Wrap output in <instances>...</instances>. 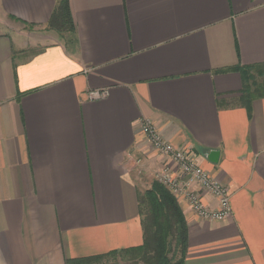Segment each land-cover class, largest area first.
<instances>
[{
    "label": "crops",
    "instance_id": "0c3cea01",
    "mask_svg": "<svg viewBox=\"0 0 264 264\" xmlns=\"http://www.w3.org/2000/svg\"><path fill=\"white\" fill-rule=\"evenodd\" d=\"M59 1L0 0V264L144 243L139 194L169 160L142 119L230 195L218 220L170 191L184 264H264V0H68L73 30L27 31Z\"/></svg>",
    "mask_w": 264,
    "mask_h": 264
},
{
    "label": "trees",
    "instance_id": "16d2710c",
    "mask_svg": "<svg viewBox=\"0 0 264 264\" xmlns=\"http://www.w3.org/2000/svg\"><path fill=\"white\" fill-rule=\"evenodd\" d=\"M70 14L68 0H60L50 25L59 32L73 30ZM246 89L249 90V87ZM139 211L144 229V243L122 253L141 259L142 264H184L189 247L188 227L176 198L164 185L154 181L144 194H139ZM175 251L177 254H174ZM117 254L120 253L115 251L109 256L115 257ZM104 258L105 256L81 258L69 260L67 264H108L103 263Z\"/></svg>",
    "mask_w": 264,
    "mask_h": 264
},
{
    "label": "built area",
    "instance_id": "2783aa9c",
    "mask_svg": "<svg viewBox=\"0 0 264 264\" xmlns=\"http://www.w3.org/2000/svg\"><path fill=\"white\" fill-rule=\"evenodd\" d=\"M106 94L107 90L105 89L93 90L89 93V97L90 99H99L103 98ZM141 127L154 149L164 153L165 155H170L178 164H180L181 172L183 174L185 173L190 175L188 179L180 185V187H177L178 185L176 180L172 181L175 187H172L171 184L168 183L167 178H165V180L163 177L159 178V181H164L166 185L168 184V187L171 186L172 189H169L174 195L185 196L192 205L193 209L202 217L218 220L229 217L231 214L230 195H227L228 192L226 188L219 181H213L208 175V172L202 167L196 165L192 159H189V155L187 156L184 151L176 148L172 145V143L166 141L161 136L157 127L148 119L141 120ZM166 170L167 168H165V171ZM157 177L160 176L157 175ZM196 185L206 189L216 199H219V209L212 210L200 200L199 194L194 189Z\"/></svg>",
    "mask_w": 264,
    "mask_h": 264
},
{
    "label": "rangeland",
    "instance_id": "374dc122",
    "mask_svg": "<svg viewBox=\"0 0 264 264\" xmlns=\"http://www.w3.org/2000/svg\"><path fill=\"white\" fill-rule=\"evenodd\" d=\"M26 28H27V31H29L32 34H35L40 39L47 38L48 36L53 35L56 32L55 27H53L52 25H50V23H49L48 26H35V27L34 26H29V27H26ZM0 30H2L1 26H0ZM256 79L257 78H253V79H250L249 78L248 79V82H247V85L244 88V91L251 92L254 89L256 90V88L258 86V83L255 82ZM247 86L249 87V90L246 89ZM93 90H90L88 92V97H89V93L91 91H93ZM95 90H98V89H95ZM172 145H174V144H172ZM176 148L181 149L182 151H184L187 154V156L189 155L188 158L193 160V157L190 156V154H191V151L190 150L186 149L185 147H183V148L176 147ZM156 151H158V150H156ZM159 154L162 157H164V158L167 157V159L169 160V163H166L160 170H157L156 171L155 177H154L155 179L151 182V185L149 187H152L154 181H157V182L161 183L162 185H164L170 191L169 188L172 189V187H175L174 183L172 182L174 180H176V183L178 185L177 187H180V185L183 184L188 179V177L190 175L189 174H185V173L183 174L181 172V170H180V167H181L180 164H178L170 155H165L164 153H161V152H159ZM196 165L200 166L199 164H196ZM200 167H202V166H200ZM165 168H167L166 171H165ZM205 171H207V170L205 169ZM169 172L170 173L172 172L171 173L172 176L170 175ZM157 175L160 176V177H157ZM208 175L210 176V178L213 181H216V180L218 181V179H214L211 174L208 173ZM162 177L164 178V180H165V178H167L168 179V183H170L172 187L171 186L168 187L167 186L168 184L166 185V183L164 181L163 182H160L159 181L160 180L159 178H162ZM196 186L198 188L196 190L197 193L199 192L198 190H200V191L204 190L205 193H209L206 189H203L199 185H196ZM226 190H227V188H226ZM227 192H228V190H227ZM228 194H229V192L227 193V195ZM181 196L184 197V198H186L183 195H181ZM216 202L219 205V203H220L219 199H216ZM230 208H231V204H230ZM174 249H176V245L174 246ZM174 249H173V251H174ZM174 254H177V251H175ZM103 263H108V264H142V260L139 259V258H137V257H135V256H133V255H131V254H129V253H124V254H119V255L117 254L115 257L111 256V257H107L106 259L104 258L103 259Z\"/></svg>",
    "mask_w": 264,
    "mask_h": 264
}]
</instances>
